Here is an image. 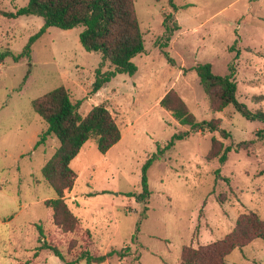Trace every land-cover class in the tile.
I'll return each mask as SVG.
<instances>
[{
	"label": "rangeland",
	"instance_id": "rangeland-1",
	"mask_svg": "<svg viewBox=\"0 0 264 264\" xmlns=\"http://www.w3.org/2000/svg\"><path fill=\"white\" fill-rule=\"evenodd\" d=\"M134 1L146 47L132 59L138 71L118 74L92 94L103 55L82 46L83 28L51 26L29 56L15 61L45 21L9 18L3 13L29 0H0V264H65L49 249L35 256L40 221L45 240L68 260L81 252L79 234L88 230L102 253L129 248L123 259L94 264H180L184 247L223 239L242 214L254 211L264 219V137L258 135L264 124L233 105L215 110L193 70L211 63L216 74H234L238 99L253 112L264 110V0H173L177 8L169 0ZM166 19L180 26L169 42ZM60 86L80 101L83 115L105 105L122 131L106 154L89 140L71 162L78 178L64 195L82 230L66 236L50 220L45 201L57 195L42 174L60 141L51 135L35 148L47 123L32 104ZM170 90L198 120H215L230 136L205 131L177 140L148 169L144 200V164L176 132L188 130L160 105ZM213 139L219 142L214 153L232 146L224 164L210 159ZM225 264H264V241L235 249Z\"/></svg>",
	"mask_w": 264,
	"mask_h": 264
},
{
	"label": "trees",
	"instance_id": "trees-1",
	"mask_svg": "<svg viewBox=\"0 0 264 264\" xmlns=\"http://www.w3.org/2000/svg\"><path fill=\"white\" fill-rule=\"evenodd\" d=\"M169 1L174 8H177L173 0ZM3 14L9 18L38 15L45 21L44 27L30 38L21 54L13 55L10 51L6 52V55H13L15 61L30 55L32 45L46 33L47 28L56 26L62 29H72L81 26L83 28L80 33L82 46L87 51L100 52L103 55V61L96 70L92 94L100 91L118 74H136L138 66L132 59L146 52L144 34L134 0H29L27 6L16 12H4ZM171 17L170 14L167 19ZM167 19L164 25L167 28L166 40L169 42L173 32L180 26L177 22H174L173 26L168 25ZM107 61L111 63L113 69L103 70ZM193 70H196L201 78L215 110L222 111L229 105H233L247 119L259 120L264 124V110L253 112L238 99L234 74L226 76L216 74L211 63H199L193 67ZM32 104L35 111L47 123V129L39 136L35 148L44 144L51 135L56 136L60 141L56 152L42 167L44 179L57 195L56 198L45 201V205L49 208L50 220L57 232L63 236L78 234L82 230V223L71 211L64 195L66 190L73 189L78 178L77 173L71 167V162L89 140H94L98 150L106 154L121 140L122 131L109 109L103 104L94 106L86 115H83L79 111L80 101H73L65 86L57 87L34 99ZM160 105L170 111L181 125L187 126L188 130L176 132L164 147L160 146L159 153L149 157L144 164L141 195L144 200L150 196L148 169L166 149L174 146L177 140L185 139L192 133L205 131H219L225 138L230 136V133L221 128L215 120H198L175 90H170L161 99ZM258 135L264 137V127L259 130ZM212 142L213 154L219 142L216 139ZM231 150V145L225 146L222 154H217L216 151L214 153L216 155L210 159L218 157L219 161L224 164ZM43 224V221L36 224L39 245L35 256L38 255L40 249H49L65 264H78L83 260L87 264H94L111 260L114 256L123 259L128 255V247L120 251L112 249L107 253L100 252L91 233L88 230H82L79 240L83 244V249L75 258L68 260L58 245L45 240L46 233ZM255 239L264 241V219L256 212L249 211L238 218L234 229L223 239L198 248L184 247L180 264H225L231 252L245 247ZM30 262L27 260L24 264H30Z\"/></svg>",
	"mask_w": 264,
	"mask_h": 264
}]
</instances>
